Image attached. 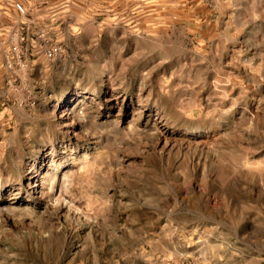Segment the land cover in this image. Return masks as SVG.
Returning a JSON list of instances; mask_svg holds the SVG:
<instances>
[{
	"label": "rangeland",
	"instance_id": "obj_1",
	"mask_svg": "<svg viewBox=\"0 0 264 264\" xmlns=\"http://www.w3.org/2000/svg\"><path fill=\"white\" fill-rule=\"evenodd\" d=\"M0 264H264V0H0Z\"/></svg>",
	"mask_w": 264,
	"mask_h": 264
},
{
	"label": "built area",
	"instance_id": "obj_2",
	"mask_svg": "<svg viewBox=\"0 0 264 264\" xmlns=\"http://www.w3.org/2000/svg\"><path fill=\"white\" fill-rule=\"evenodd\" d=\"M16 9L18 10V11H20V12H24V7L21 5V4H17L16 5ZM54 55V53H48V56L49 57H52Z\"/></svg>",
	"mask_w": 264,
	"mask_h": 264
}]
</instances>
